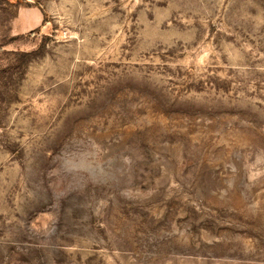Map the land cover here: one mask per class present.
<instances>
[{"label": "rangeland", "instance_id": "1", "mask_svg": "<svg viewBox=\"0 0 264 264\" xmlns=\"http://www.w3.org/2000/svg\"><path fill=\"white\" fill-rule=\"evenodd\" d=\"M0 264H264V0H0Z\"/></svg>", "mask_w": 264, "mask_h": 264}, {"label": "trees", "instance_id": "2", "mask_svg": "<svg viewBox=\"0 0 264 264\" xmlns=\"http://www.w3.org/2000/svg\"><path fill=\"white\" fill-rule=\"evenodd\" d=\"M40 8H41V10H42V12H43L45 18H47V13H46L45 9H44L42 6H41Z\"/></svg>", "mask_w": 264, "mask_h": 264}]
</instances>
